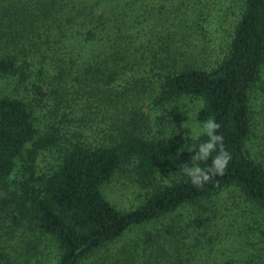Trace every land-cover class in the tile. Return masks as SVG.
<instances>
[{
	"label": "trees",
	"instance_id": "16d2710c",
	"mask_svg": "<svg viewBox=\"0 0 264 264\" xmlns=\"http://www.w3.org/2000/svg\"><path fill=\"white\" fill-rule=\"evenodd\" d=\"M214 31L219 53L208 46ZM27 72L35 94H89L85 104L116 127L104 143L62 144L38 134L37 96L0 93V185L17 162L23 169L13 205L0 209V264H264V141L254 151L252 111L264 88V0H0V79L22 82ZM147 73L160 78L161 101L202 102L198 121L219 125L214 134L231 156L223 174L213 163L219 144L201 158L207 131L192 160L181 144L136 135L137 119L126 121L120 108L134 75ZM57 146L58 163L37 176V152ZM125 163L147 188L130 211L102 192ZM163 172L166 183L157 179ZM226 189L240 201L228 196L231 207L217 211L209 202ZM136 230V240L93 260Z\"/></svg>",
	"mask_w": 264,
	"mask_h": 264
},
{
	"label": "rangeland",
	"instance_id": "374dc122",
	"mask_svg": "<svg viewBox=\"0 0 264 264\" xmlns=\"http://www.w3.org/2000/svg\"><path fill=\"white\" fill-rule=\"evenodd\" d=\"M213 27L207 26L206 28L210 31ZM223 30H227V27L223 26ZM208 41H210L208 46L211 49H217L218 53L221 47L224 46L221 36L217 35L215 31L214 34L209 33ZM197 42L203 45L206 41H204L201 35L196 40ZM29 75L30 72H27L28 78L22 82L19 81L22 78L21 75L14 78L0 79V93L15 95L20 98L24 96L28 99L37 96L36 101L30 105L39 135L57 136L62 144L71 140H85L86 143L96 142L93 143L96 145L99 142H105L106 134H114L113 130H115L116 122L113 121L111 122L112 124L109 123L107 126L105 122L102 123L101 117L97 116L95 110L91 107L94 102L90 103L89 94H84V92L78 93V95L70 93L66 97L60 98V94H58L59 96L57 94L47 95L44 93L45 89H43V95H39L38 93L36 95L31 88L32 85H30V83L36 80V76ZM134 76L135 80H137L136 83L131 82L134 92H130L129 98L121 104L120 108H124V111L121 110V113L127 115L126 121L129 122L132 118L137 119V123L135 122L137 125L136 130H138L136 135L139 137L166 142L172 145H183L186 155L192 160L196 151L197 140L207 131L205 129L206 123L200 122L197 119L202 102L189 97L174 99L164 97V100L161 101L159 97L161 80L159 77H153L151 73H147L146 75L135 74ZM129 77L127 76L124 79H128ZM40 85L43 86L42 83ZM257 87L255 89L256 94L252 99V111L257 139L253 146L254 151L258 153L264 141V138H262L264 135V88H261L259 84ZM87 97L90 99L89 104H85L84 102ZM112 114H116L115 110ZM123 114L120 117L122 119L124 118ZM135 123H132V127L129 126L130 131H133L132 128ZM60 154L61 149L59 146L39 150L35 160L36 175L41 176V173L47 172L52 166L54 167L59 161ZM22 177L23 169L19 161L8 180L0 185V209L3 207V201H7L6 209L13 205L11 194L13 190H16ZM170 177V173L163 172L157 176V179L161 183H166ZM102 192L105 198L117 209L130 211L136 209L144 202L147 188L141 183L134 166L125 163L110 181L102 187ZM228 196H234L237 202L240 201L237 191L226 189L215 196L214 200L209 202V205L217 211L221 210L223 212V205L231 207L229 205L230 201L227 199ZM235 212L237 210L228 211V214H230L228 219L223 218L222 222L228 223ZM220 217V215H217L216 221ZM2 219L3 215L0 214V224ZM219 229L222 231L221 228ZM140 234L141 230L134 231L118 242V244L109 245L105 249L108 252L102 249L93 260H97V258L102 257L105 253H112L120 245L136 240ZM221 244L223 245V243Z\"/></svg>",
	"mask_w": 264,
	"mask_h": 264
},
{
	"label": "clouds",
	"instance_id": "9594fccd",
	"mask_svg": "<svg viewBox=\"0 0 264 264\" xmlns=\"http://www.w3.org/2000/svg\"><path fill=\"white\" fill-rule=\"evenodd\" d=\"M219 128V125L216 124L213 120H208L205 124V129L208 132L210 141L200 147V153L202 154L201 158H207V156L213 151L216 150L217 145L219 144V153L215 157L213 163L219 174H223V170L226 168L228 162L231 159L230 154L223 147V138L219 135H215V131ZM196 172H200V169H195ZM191 175V172L189 173ZM209 179L208 175H203V180L207 181ZM197 185L201 183L200 179L197 177L193 180Z\"/></svg>",
	"mask_w": 264,
	"mask_h": 264
}]
</instances>
